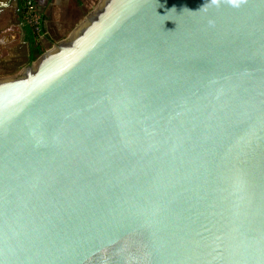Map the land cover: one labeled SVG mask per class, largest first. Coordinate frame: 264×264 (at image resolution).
Wrapping results in <instances>:
<instances>
[{"label": "water", "instance_id": "95a60500", "mask_svg": "<svg viewBox=\"0 0 264 264\" xmlns=\"http://www.w3.org/2000/svg\"><path fill=\"white\" fill-rule=\"evenodd\" d=\"M0 264H264V0H99L0 77Z\"/></svg>", "mask_w": 264, "mask_h": 264}, {"label": "crops", "instance_id": "0c3cea01", "mask_svg": "<svg viewBox=\"0 0 264 264\" xmlns=\"http://www.w3.org/2000/svg\"><path fill=\"white\" fill-rule=\"evenodd\" d=\"M35 1L45 29L42 41L45 48H48L66 37L99 0ZM23 26L18 0H0V34L6 41L18 38L22 45L25 44L29 63V44L24 39Z\"/></svg>", "mask_w": 264, "mask_h": 264}, {"label": "rangeland", "instance_id": "374dc122", "mask_svg": "<svg viewBox=\"0 0 264 264\" xmlns=\"http://www.w3.org/2000/svg\"><path fill=\"white\" fill-rule=\"evenodd\" d=\"M3 38L0 34V77L16 74L28 63L25 44L22 45L18 38L10 41Z\"/></svg>", "mask_w": 264, "mask_h": 264}, {"label": "trees", "instance_id": "16d2710c", "mask_svg": "<svg viewBox=\"0 0 264 264\" xmlns=\"http://www.w3.org/2000/svg\"><path fill=\"white\" fill-rule=\"evenodd\" d=\"M20 2V12L24 22V39L29 44L30 63L45 51V46L42 41V35L45 34V29L43 23H41L40 31L35 32V28L25 18V1L20 0Z\"/></svg>", "mask_w": 264, "mask_h": 264}, {"label": "built area", "instance_id": "2783aa9c", "mask_svg": "<svg viewBox=\"0 0 264 264\" xmlns=\"http://www.w3.org/2000/svg\"><path fill=\"white\" fill-rule=\"evenodd\" d=\"M25 1V18L35 28V32L40 31L41 17L38 11L35 0H24Z\"/></svg>", "mask_w": 264, "mask_h": 264}, {"label": "flooded vegetation", "instance_id": "af4514ba", "mask_svg": "<svg viewBox=\"0 0 264 264\" xmlns=\"http://www.w3.org/2000/svg\"><path fill=\"white\" fill-rule=\"evenodd\" d=\"M20 3H21L20 0H18L19 7H20Z\"/></svg>", "mask_w": 264, "mask_h": 264}]
</instances>
